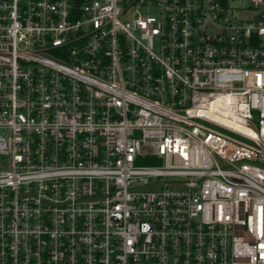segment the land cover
<instances>
[{"label": "built area", "instance_id": "obj_1", "mask_svg": "<svg viewBox=\"0 0 264 264\" xmlns=\"http://www.w3.org/2000/svg\"><path fill=\"white\" fill-rule=\"evenodd\" d=\"M0 264H264V0H0Z\"/></svg>", "mask_w": 264, "mask_h": 264}]
</instances>
